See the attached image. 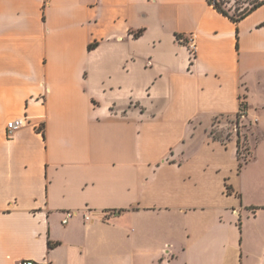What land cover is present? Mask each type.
Returning <instances> with one entry per match:
<instances>
[{
	"label": "crops",
	"instance_id": "1",
	"mask_svg": "<svg viewBox=\"0 0 264 264\" xmlns=\"http://www.w3.org/2000/svg\"><path fill=\"white\" fill-rule=\"evenodd\" d=\"M242 101L240 165L216 128ZM22 259L264 264V3L0 0V264Z\"/></svg>",
	"mask_w": 264,
	"mask_h": 264
},
{
	"label": "trees",
	"instance_id": "2",
	"mask_svg": "<svg viewBox=\"0 0 264 264\" xmlns=\"http://www.w3.org/2000/svg\"><path fill=\"white\" fill-rule=\"evenodd\" d=\"M210 4H212L216 9L225 15L229 16L232 20L238 22L248 14H250L253 10L258 8L260 5L264 3V0H209ZM246 103L242 101L240 110L237 114L238 119L242 116V114H246ZM217 138H220V134L214 135ZM238 156L241 160V141L238 139ZM246 161V160H245ZM242 160L240 161V165H242Z\"/></svg>",
	"mask_w": 264,
	"mask_h": 264
},
{
	"label": "built area",
	"instance_id": "3",
	"mask_svg": "<svg viewBox=\"0 0 264 264\" xmlns=\"http://www.w3.org/2000/svg\"><path fill=\"white\" fill-rule=\"evenodd\" d=\"M187 43L190 46V49L192 50V52L195 53L196 50V46H195V42H194V38L192 36L187 37ZM246 114H242V116L238 119V117H235V119H229L228 117H222L224 119H226L227 121H231L230 123L234 125V127L231 129V132H229L226 136L225 139L231 138L232 135H237L238 139H240L241 141V132H240V127H241V120L245 117ZM219 118L216 120L218 121ZM28 118L25 117H19L16 119H12L8 122L7 124V134L8 136H13L15 134V132L26 126L28 124ZM241 150H242V144H241ZM249 149H247V154L249 153ZM76 211H68L66 217L63 220V223H67L70 217H73L75 215ZM86 219L90 218L89 214L85 215ZM19 264H39L37 261L33 260V259H22L19 261ZM43 264H48L43 263Z\"/></svg>",
	"mask_w": 264,
	"mask_h": 264
},
{
	"label": "rangeland",
	"instance_id": "4",
	"mask_svg": "<svg viewBox=\"0 0 264 264\" xmlns=\"http://www.w3.org/2000/svg\"><path fill=\"white\" fill-rule=\"evenodd\" d=\"M233 119V118H232ZM235 119V118H234ZM227 123L225 124L224 128H216V131L218 133H220L223 137H225L229 132H231V129L234 127L233 124H231V121H226ZM240 132H241V144H242V150H241V160L242 162H244L245 160L249 159L247 152L248 149V142L247 139L244 138V135H246L249 131H248V127H243L241 125L240 127ZM245 216L242 217V221L244 222ZM256 227V222L254 220H249V221H245V224H243V229L245 228V232L248 235L250 233V231Z\"/></svg>",
	"mask_w": 264,
	"mask_h": 264
}]
</instances>
